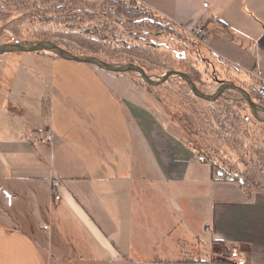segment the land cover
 <instances>
[{
	"label": "crops",
	"instance_id": "crops-1",
	"mask_svg": "<svg viewBox=\"0 0 264 264\" xmlns=\"http://www.w3.org/2000/svg\"><path fill=\"white\" fill-rule=\"evenodd\" d=\"M135 1L178 32L202 26L200 43L218 67L227 63L264 84V32L246 63L208 44L215 34L240 35L209 14V3L217 8L221 0ZM103 80L119 89L128 121L130 140L117 154L113 144L98 142L96 124L88 157L71 143L54 150L35 143L31 136L44 123L33 122L31 108L6 109L20 124L0 126V264H180L203 250L207 264H230V250L246 264H264V191L217 181L210 169L204 175L194 147L158 122L145 87L120 75ZM56 150L65 168H53ZM210 243L223 247L220 259H210Z\"/></svg>",
	"mask_w": 264,
	"mask_h": 264
},
{
	"label": "rangeland",
	"instance_id": "rangeland-1",
	"mask_svg": "<svg viewBox=\"0 0 264 264\" xmlns=\"http://www.w3.org/2000/svg\"><path fill=\"white\" fill-rule=\"evenodd\" d=\"M115 3L116 5L113 6V3H106L105 0H0V44L29 40L27 38L35 34L44 35L45 33H41L48 25H41L38 20L42 17H51L63 24H72L75 29L82 27L97 35L101 34V41H96L95 38L91 40L88 32H85L83 47L90 48L91 51H88L69 40L53 38L33 40H51L58 45L64 42L70 50L81 53L78 55L95 56L92 51L95 52L98 47H102L104 51L111 49L108 46L122 47V50H115L111 58L107 57V60L103 59V56L98 58L113 63L141 64L151 70L148 75L152 77L167 72L164 68L168 66L185 71L190 65H194L201 72L200 78L204 81L203 85L196 86L204 93H213L218 87L212 77L213 68L220 69L215 78L229 80L226 78L225 70L218 67L217 61L213 59L207 46L201 44L203 41L194 40L190 34L184 33L189 41L193 39L198 47L200 46L201 52L211 63L210 67H208V61H205V65L200 63L196 55L191 52L186 54L183 64L175 61L173 57L164 56L168 54H165L163 50H157L158 53H153L149 56L150 59L142 60L139 57L141 53L138 52L140 50L138 48L143 45L137 40L143 36L141 33L154 32L156 28L148 22L131 23V19L135 16L139 17L137 20H142L143 14L132 12L131 7L126 4ZM209 5V14L234 24L236 29L239 28L240 35L233 37L234 35L229 32L215 34L213 43L208 44L213 48H220L230 58L244 60L246 63L247 59L250 60V57L255 55L253 43L256 44L258 37L264 32V0H221L217 8H213L215 3H209ZM139 11L142 12L141 9ZM30 13L38 19L21 20V17L28 16ZM110 13L115 16L109 17ZM79 17L86 20L92 17L103 18L84 23L78 21ZM16 18L19 21L13 22ZM155 21L158 19L155 18ZM159 21L165 24L163 20ZM164 35L166 37L156 39L154 34H151L150 38L159 42L161 39L171 40L173 37L174 40L179 41L176 31L173 36L165 33ZM222 39L231 41L230 46L225 45ZM127 47L130 48L126 49ZM249 49L252 50L251 53H247ZM160 65L163 68H160ZM231 68L232 71L236 70ZM106 74L130 77L145 87L146 100L158 122L187 144L192 145L195 155L208 153L205 164L198 163L199 170L202 169L204 175L209 174L211 170L217 181L222 176L228 175L232 177L235 184L240 179L244 187L254 191H264V155H254L258 149L264 154V125L257 124L258 122L251 116L244 102L230 104V102H240V95L234 91H227L224 97L217 99L218 101L208 103L195 98L186 84L178 78H171L166 84L158 87H150L134 74L108 73L90 65L38 53L3 54L0 56V126L5 124L13 131L15 128L11 129V127L20 123L12 118L11 113H6V109L21 105L24 108H31L34 123L39 124V121L44 123L42 130H35L34 135L31 136L34 141H39L45 131L49 130L53 138V150L57 149L59 144L68 146L71 143L78 146L88 157L90 136L92 138L90 130L91 126L96 124L98 129L94 133L98 136V142L113 144L114 152L117 154L120 151V145L130 140L128 121L124 109L117 101L119 97L116 94L120 91L115 85H110L103 80ZM244 74L245 76L241 75V77L238 75V79L245 80L242 87L255 88L253 77L247 73ZM258 83V86L264 85ZM255 96L264 99V95L256 93ZM7 117L11 118L12 122L7 123ZM244 119H248L249 122L245 123ZM245 136V145L234 146L229 143L231 144L229 148L224 145V141L231 142ZM49 151L48 148L47 152ZM213 158H216L215 162L219 161L222 166H215L212 162ZM51 164L55 169L56 166L65 168L57 150ZM165 199V202L169 203L168 198L165 197ZM209 247L210 259H220L219 254L224 253L223 247L213 246V243H210ZM226 255L227 253L224 258Z\"/></svg>",
	"mask_w": 264,
	"mask_h": 264
},
{
	"label": "trees",
	"instance_id": "trees-1",
	"mask_svg": "<svg viewBox=\"0 0 264 264\" xmlns=\"http://www.w3.org/2000/svg\"><path fill=\"white\" fill-rule=\"evenodd\" d=\"M105 2L106 3H113V6L116 5L115 2H117L119 4H122V5L126 4V5L130 6L131 7L130 10H132V12H136V13L140 12V14H143V16H144L142 20H137L139 17H137V16L134 17L133 16L134 17V18L132 17L133 19L130 18L131 19V21H130L131 23H136V24L140 23L141 24L143 22L144 23L148 22L150 25H153L152 27L156 28L155 30H153L154 32L146 31L144 33H141V34H143V36H141L139 38L137 37L138 38L137 41L141 45H143L142 47H140L138 45L139 46L138 50L140 49L138 52L141 53L139 55V57L142 60H147V58H149V56L153 55V53L155 54V53H158L159 50H163V52L165 54H168V55H164V56H166V57L169 56L170 58L173 57L175 59V61L183 64L184 61H182V56L179 53L184 52L185 53V58L187 57L186 54L188 52L198 54V51H199L198 45H195V46L192 45L191 42L189 41L188 37L186 35H184V33L178 32L168 22L164 21L165 24H162L159 21V20H162L159 16L153 14L148 9L141 7L137 1H135V0H105ZM139 9H141L143 13L141 11H139ZM110 14L111 15L109 17L115 16V14H113V13H110ZM25 18H29V19H32V20L38 19V17L32 15V13H30V15H28V16L21 17V20L25 19ZM101 18H103V17H97V18L92 17V19L86 20L84 18H80L79 17L78 21H82L84 23H88V22H93L95 20H99ZM108 18H107V20H108ZM127 18H129V16ZM155 18L158 19V21H155ZM14 21H19V19L18 18L13 19V22ZM38 23L41 24V25H44V26L48 25L47 28H45V27L43 28V31L41 33V34H43V33H45V34L44 35L35 34V35H33V36H31L30 38H27V39L33 40V39H40V38H53V39H57V40H69V41L74 42L77 45H79L82 49H87L88 51H91L90 48L83 47V42H84L83 41L84 40L83 36L84 37L86 36L85 32H88V36L91 38V40L95 38L96 41H101L100 39L102 38L101 34L97 35L95 32L93 33V32L88 31L87 28L83 29L82 27L81 28L79 27V28L75 29L72 24L71 25L63 24L62 22H58L57 20H53V18H51V17H42V18H40V20H38ZM157 27L159 29H157ZM175 31H176V35L178 34L177 37H178L179 41L174 40L173 37L171 38V40H167V39L166 40H162L161 39L159 42L155 41V39L153 40V39L150 38L151 34H154V38H156V39H160L162 37H166V35H164V33L167 34L168 36H171V34L173 36V34H175ZM179 35H183V36L179 37ZM148 36H149V38H148ZM98 43H101V42H98ZM59 46L64 48V49H66V50H68L69 52H71L74 55L81 54L79 52L76 53V52L70 50L67 47V44L64 43V42L63 43L62 42L59 43ZM108 47L111 48L108 51H104V50H102L103 49L102 47H98V50H96L95 52L94 51H92V52L94 53L95 56H97V57L103 56V59L107 60V57L111 58V56L113 55L112 53L115 50H122L123 49L122 47H117V48L114 47V46H108ZM129 48L127 47L126 49H129ZM142 48H143V50H141ZM38 54H43V55H47V56H50V57H55L54 55L49 54V53H43L42 52V53H38ZM165 63H167V61H165ZM219 63L221 65L220 67L225 70V72H226L225 74L227 75V77H226L227 79H229L230 81L231 80L234 81V83L237 86H239V87L243 88L245 91H247V93L250 95L251 99L254 102H258L264 107V99L262 97L261 98H257L255 96L256 93H258L259 95H264L263 92H262V89L264 88V85L263 86H258L259 83L252 79V81L254 82L253 84H255V88H251V86L248 87V88H244V87H242V83H245V80L238 79L239 77L237 75V71H232V68L227 63H224V62H219ZM136 65L142 67L146 71L147 74H148V72L151 71V70H148V68H145L141 64H136ZM164 67H166V66H164ZM160 68H163V66L160 65ZM164 69L166 71H170V70L181 71L180 68H175L173 66H168L167 68H164ZM182 72H185L188 76H190L191 79L195 82L196 85L197 84L203 85L204 81L200 78L201 77V72L195 66L190 65L187 70L182 71ZM214 72H215V75H217L216 74L217 71H214ZM236 103L240 104V102L239 103L238 102H230V104H236ZM225 104L227 106V103H225ZM241 104H243V103L241 102ZM230 108H231V106H230ZM244 122L248 123L249 121H248V119H244ZM257 124L261 125L262 123L258 122ZM262 125H264V124H262ZM245 139H246V136H245V138L243 137L242 139H239V140L234 139L231 142H225L224 141V145L227 148H229L231 144H234V146L245 145ZM229 143H231V144H229ZM254 155L255 156H260V155H264V154H263L262 151H260V149H258L255 152ZM215 160H216V158L212 159V162L214 163V165L217 166V167H221L222 166L221 163L219 161L215 162ZM183 258H184L183 261H181L179 263L207 264L205 250H203L202 252L198 253L196 256L195 255L191 256L188 253Z\"/></svg>",
	"mask_w": 264,
	"mask_h": 264
},
{
	"label": "water",
	"instance_id": "water-1",
	"mask_svg": "<svg viewBox=\"0 0 264 264\" xmlns=\"http://www.w3.org/2000/svg\"><path fill=\"white\" fill-rule=\"evenodd\" d=\"M49 53L65 61H71L79 64L90 65L104 72L113 74H134L144 84L150 87H158L166 84L171 78L182 80L188 87L190 93L197 99L213 103L218 98L224 97L225 92L234 91L240 95V101L244 102L251 116L259 123L264 124V108L255 103L250 95L243 88L237 86L232 81L216 79L218 87L213 93H204L201 91L194 81L184 72L170 70L160 76L152 77L146 71L134 63H113L106 62L98 57L91 55H74L68 50L60 47L51 40H23L12 43L0 44V56L10 53ZM184 56L183 53H181ZM263 114V115H262Z\"/></svg>",
	"mask_w": 264,
	"mask_h": 264
},
{
	"label": "built area",
	"instance_id": "built-area-1",
	"mask_svg": "<svg viewBox=\"0 0 264 264\" xmlns=\"http://www.w3.org/2000/svg\"><path fill=\"white\" fill-rule=\"evenodd\" d=\"M205 29L202 26H195L192 28L190 31L191 37L196 40V41H201L205 37ZM52 135L49 130L45 131L44 136L39 140V141H34L35 143L39 144H51L52 143ZM208 158V153H203L196 155V160L199 163H205ZM224 182L231 183L233 182L232 177L225 175L221 177ZM56 200L59 199L58 196L55 197ZM228 263L230 264H246V260L243 255H241L238 251L236 250H230L227 252V255L224 258ZM180 264H190V263H180Z\"/></svg>",
	"mask_w": 264,
	"mask_h": 264
},
{
	"label": "flooded vegetation",
	"instance_id": "flooded-vegetation-1",
	"mask_svg": "<svg viewBox=\"0 0 264 264\" xmlns=\"http://www.w3.org/2000/svg\"><path fill=\"white\" fill-rule=\"evenodd\" d=\"M190 42H191V44L192 45H197L196 44V41H194L193 39H191L190 40ZM181 53H183L184 54V56H182V61H185V53L184 52H181ZM181 53H179V54H181ZM195 54V53H194ZM196 55V57L198 58V60L200 61V63H202V64H204L205 65V59L204 58H202V57H200L199 56V54H195ZM194 66V65H193ZM182 72V71H181ZM185 73V72H184ZM205 73V72H204ZM212 77H214L213 79L214 80H216V79H218V78H215L216 76H215V72H213V70H212ZM219 80H221V79H219ZM227 81H230V80H227ZM216 82V81H215ZM195 83V82H194ZM262 92H263V94H264V88L262 89ZM240 103H241V101H240ZM255 103H257V104H259L261 107H263L260 103H258V102H255ZM264 108V107H263ZM263 115V114H262ZM264 116V115H263Z\"/></svg>",
	"mask_w": 264,
	"mask_h": 264
}]
</instances>
